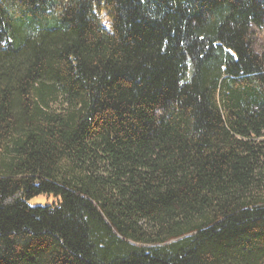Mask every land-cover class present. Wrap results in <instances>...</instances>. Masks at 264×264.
Masks as SVG:
<instances>
[{
	"label": "trees",
	"instance_id": "obj_1",
	"mask_svg": "<svg viewBox=\"0 0 264 264\" xmlns=\"http://www.w3.org/2000/svg\"><path fill=\"white\" fill-rule=\"evenodd\" d=\"M263 25L264 0H0V264H264Z\"/></svg>",
	"mask_w": 264,
	"mask_h": 264
},
{
	"label": "rangeland",
	"instance_id": "obj_2",
	"mask_svg": "<svg viewBox=\"0 0 264 264\" xmlns=\"http://www.w3.org/2000/svg\"><path fill=\"white\" fill-rule=\"evenodd\" d=\"M97 14L101 20L102 25L104 28L107 30H111V18L109 15V11L107 7L102 4L98 6L97 8ZM252 39L254 43V47L256 51L262 52L264 51V25L262 27H253V32H252ZM61 96L56 101L51 102V107L54 109H59L61 105ZM29 204L32 206L35 205H44L48 202L47 197L45 196H38V197H33L29 199Z\"/></svg>",
	"mask_w": 264,
	"mask_h": 264
}]
</instances>
